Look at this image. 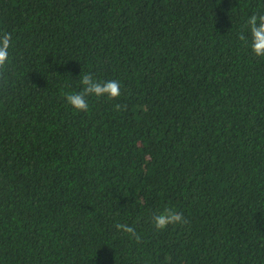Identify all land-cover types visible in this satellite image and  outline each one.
<instances>
[{
  "label": "trees",
  "instance_id": "1",
  "mask_svg": "<svg viewBox=\"0 0 264 264\" xmlns=\"http://www.w3.org/2000/svg\"><path fill=\"white\" fill-rule=\"evenodd\" d=\"M253 14L264 0H0V264H264ZM87 72L121 95L75 110ZM166 207L188 223L157 230Z\"/></svg>",
  "mask_w": 264,
  "mask_h": 264
},
{
  "label": "clouds",
  "instance_id": "2",
  "mask_svg": "<svg viewBox=\"0 0 264 264\" xmlns=\"http://www.w3.org/2000/svg\"><path fill=\"white\" fill-rule=\"evenodd\" d=\"M246 28L248 34H241L240 39L246 43L250 37V47L257 57H264V14H253L247 22ZM12 47V34L8 32H0V81L7 84V69L11 62L9 49ZM80 83L82 90L75 93H65V98L75 110L85 112L89 110L87 98L89 96L103 97L109 99L118 98L121 95L120 83L117 80H98L93 73H84ZM119 108V105H117ZM188 221L183 213L166 207L158 210L153 216V225L157 230H165L169 225H184ZM117 230L123 231L134 237L137 242L141 237L137 235L135 229L127 224L117 223Z\"/></svg>",
  "mask_w": 264,
  "mask_h": 264
}]
</instances>
